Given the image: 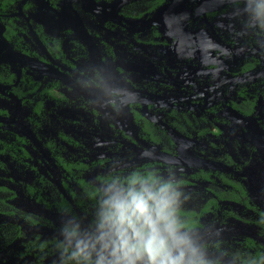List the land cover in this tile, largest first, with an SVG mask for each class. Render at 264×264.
I'll return each mask as SVG.
<instances>
[{
	"label": "flooded vegetation",
	"instance_id": "flooded-vegetation-1",
	"mask_svg": "<svg viewBox=\"0 0 264 264\" xmlns=\"http://www.w3.org/2000/svg\"><path fill=\"white\" fill-rule=\"evenodd\" d=\"M143 182L186 259L264 264V0H0V264L111 260Z\"/></svg>",
	"mask_w": 264,
	"mask_h": 264
},
{
	"label": "clouds",
	"instance_id": "clouds-1",
	"mask_svg": "<svg viewBox=\"0 0 264 264\" xmlns=\"http://www.w3.org/2000/svg\"><path fill=\"white\" fill-rule=\"evenodd\" d=\"M177 198L170 184L150 182L112 196L101 224L107 236L101 237L103 248L112 259L101 253L96 264H197L186 259L195 251L180 232ZM78 249L75 256L89 259L87 244L79 242Z\"/></svg>",
	"mask_w": 264,
	"mask_h": 264
}]
</instances>
